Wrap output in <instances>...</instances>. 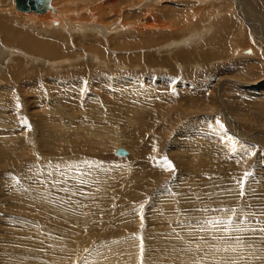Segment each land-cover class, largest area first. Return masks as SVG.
Segmentation results:
<instances>
[{
	"label": "rangeland",
	"instance_id": "374dc122",
	"mask_svg": "<svg viewBox=\"0 0 264 264\" xmlns=\"http://www.w3.org/2000/svg\"><path fill=\"white\" fill-rule=\"evenodd\" d=\"M53 2L112 41L0 33V264H264V0Z\"/></svg>",
	"mask_w": 264,
	"mask_h": 264
},
{
	"label": "bare ground",
	"instance_id": "6f19581e",
	"mask_svg": "<svg viewBox=\"0 0 264 264\" xmlns=\"http://www.w3.org/2000/svg\"><path fill=\"white\" fill-rule=\"evenodd\" d=\"M48 1V4H46V8L44 10V14L47 13L49 10V13L50 14H46L42 17H35L34 15H30V16H25L23 14H19V13H16L15 11L11 10V12H13V16L15 17H18V16H21L23 19H26V18H29V19H32L34 21V25L37 26L36 28L34 27V25H31L32 22L28 23V24H24V21H22L21 19H9L7 18L6 16L4 15H1V12L3 10V1L0 0V33L2 34V42L4 45H19L21 48H24L25 50H27L28 52H31V53H35V54H39V55H43L45 57H48L49 59H58L62 56H64L60 51V47L58 46V43H56L55 41H50L49 39L47 38H43L39 35H36L34 33H29L27 31H24L21 27V30L23 31H20L16 25H20V24H23L24 26L26 27H30L32 29H37V30H40L41 32H43L44 34H51V35H55V37H60L61 38V34L62 32H67V35H72V34H75V30L76 31H79V32H82V33H85V32H88L90 33V35H95L93 34L92 32H95V33H99V34H104L102 35L103 37L107 38L109 37V39L111 40V36L109 35H105V33L110 32L112 33V29L108 30L107 28H103L99 25V23H103V22H106V20L104 21V18H105V15H109L112 13V11H105L104 14L102 15H98L97 16H94V15H91V10L89 11V13H85V17H87V19H83V20H80V22L76 23L78 21V18L77 17H69L70 15L69 14H73L71 12H69L68 9H64L61 8V3H57L55 4L56 8H54V2L53 0H47ZM249 2V1H248ZM13 4V7L16 11H19L16 9V5H15V1L13 0L12 2ZM142 4V3H141ZM65 6V5H64ZM120 7V6H119ZM107 9V8H106ZM86 10V9H85ZM85 10H83L85 12ZM79 12L81 11L78 10ZM82 11V12H83ZM93 11V10H92ZM118 11V10H116ZM19 12H22V11H19ZM73 12V11H72ZM80 12V13H82ZM119 12V11H118ZM121 12V11H120ZM228 12V11H227ZM22 13H25V12H22ZM26 13H32V12H26ZM36 13V12H34ZM43 13H38V14H43ZM74 13H78L77 10L76 12ZM107 13V14H106ZM79 16V14H77ZM87 15V16H86ZM246 15V14H244ZM74 16V15H73ZM97 17V18H96ZM247 17V16H246ZM69 18H73V21L72 20H68ZM99 18V19H98ZM32 20H29V21H32ZM74 20H77V21H74ZM120 20V19H119ZM93 21H95L96 23H94ZM98 22V23H97ZM113 22V21H112ZM154 22V21H153ZM39 23V24H38ZM108 23V22H107ZM252 23V22H251ZM255 23V22H254ZM253 23V24H254ZM38 24V25H36ZM110 24V23H108ZM143 24V23H142ZM112 25H114L112 23ZM140 25V24H139ZM155 25V26H154ZM23 26V27H24ZM141 26V25H140ZM144 26V25H142ZM147 26V25H146ZM230 26V25H229ZM74 27V28H73ZM76 27V28H75ZM117 27V26H116ZM135 27V26H134ZM139 27V26H137ZM165 27V26H164ZM119 28V27H118ZM147 28H152V29H156V30H159L160 29V26L159 24L157 23H154V24H150L147 26ZM146 28V29H147ZM167 28V29H166ZM166 30H168V27H165ZM123 30V29H122ZM144 30V29H143ZM118 31V30H117ZM135 31V30H134ZM237 32V31H236ZM246 32V31H245ZM109 33V34H110ZM86 34V33H85ZM235 34V33H234ZM60 35V36H59ZM87 35V34H86ZM112 35V34H110ZM99 36V35H98ZM151 36V35H149ZM153 36V35H152ZM89 38L87 39V43H89L90 41V36H88ZM195 37V36H194ZM86 38V37H85ZM97 38V37H96ZM99 39V38H98ZM212 39V38H211ZM58 40V39H57ZM97 40V39H96ZM109 41V40H108ZM112 41V40H111ZM101 42V40H100ZM170 45V44H168ZM218 45H221V44H218ZM90 47V50L91 52H96L97 51V47L96 46H89ZM221 48V47H220ZM224 48V47H223ZM222 49V48H221ZM4 48L2 46H0V54H2L4 51ZM236 51V50H235ZM5 53V52H4ZM9 53V52H8ZM189 53V52H188ZM85 54V53H84ZM7 55V54H5ZM10 55V54H8ZM22 55V54H21ZM70 56V55H69ZM81 56H86V55H82ZM182 56V55H181ZM251 56V55H250ZM68 57V56H66ZM252 57V56H251ZM254 57V56H253ZM26 58V57H25ZM26 59H29V57H27ZM38 59V58H37ZM33 57H31V62H35V60H37ZM71 59V58H70ZM74 59V58H73ZM89 59H94L92 55H90ZM48 60V59H47ZM46 60V61H47ZM65 60V59H64ZM54 61V60H53ZM42 62V61H41ZM40 62V63H41ZM64 62V61H63ZM70 62V61H69ZM36 63V62H35ZM48 63V61H47ZM47 63L45 62H42V65L43 64H46ZM55 63V62H54ZM57 64H60V63H57ZM55 63V65H57ZM108 64V63H107ZM53 68V67H52ZM41 71V72H40ZM39 72L41 73V75L39 74L40 78H42V70H39ZM44 72V71H43ZM38 76V75H37ZM16 78V77H15ZM61 84V83H59ZM236 125V124H235ZM236 127V126H235ZM238 135V134H237ZM241 136V135H240ZM239 137V136H238ZM118 145V144H117ZM119 146V145H118ZM118 149V147H116L115 151ZM114 151V153H115ZM127 152V151H126ZM127 155H128V152H127ZM126 155V156H127ZM32 205V204H31ZM58 211H61L59 210V208L57 209ZM61 214V213H60ZM47 218V217H46ZM69 219H72L71 215H69V217H67ZM49 219V218H48ZM58 263V262H57Z\"/></svg>",
	"mask_w": 264,
	"mask_h": 264
},
{
	"label": "water",
	"instance_id": "95a60500",
	"mask_svg": "<svg viewBox=\"0 0 264 264\" xmlns=\"http://www.w3.org/2000/svg\"><path fill=\"white\" fill-rule=\"evenodd\" d=\"M16 9L22 12H36L43 13L45 10L46 4H48L47 0H14ZM115 155L119 157H123L127 155L126 150L123 148H118L115 151Z\"/></svg>",
	"mask_w": 264,
	"mask_h": 264
},
{
	"label": "snow or ice",
	"instance_id": "6c2138e0",
	"mask_svg": "<svg viewBox=\"0 0 264 264\" xmlns=\"http://www.w3.org/2000/svg\"><path fill=\"white\" fill-rule=\"evenodd\" d=\"M26 123V121H25ZM219 123V122H218ZM221 127H223L221 125ZM60 166L59 165H56V168L58 169ZM73 167H75V165H73ZM168 168L171 169V165L169 164L168 165ZM249 176V173H244V178L246 180V178ZM240 187H241V191H240V195L243 196L244 195V191H243V188H244V181L242 180L240 182ZM65 191H67L68 189L65 188L64 189ZM231 211V210H229ZM207 223H212V224H216L217 226H220V227H223L225 231L228 230L229 226H234L235 224H239L240 223V219H239V215L236 214V220L235 222H233L232 220H228V221H208ZM237 231H239V229L237 228L236 229ZM260 232L264 233V228H261L259 229ZM264 238V237H262ZM233 251H235V249H233ZM141 253H143V245L141 244ZM226 264H236L235 261H230V262H226Z\"/></svg>",
	"mask_w": 264,
	"mask_h": 264
}]
</instances>
